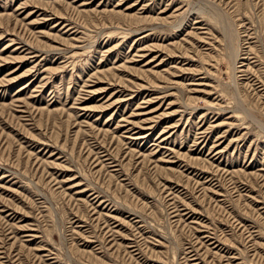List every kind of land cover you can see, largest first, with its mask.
<instances>
[{
  "label": "rangeland",
  "instance_id": "1",
  "mask_svg": "<svg viewBox=\"0 0 264 264\" xmlns=\"http://www.w3.org/2000/svg\"><path fill=\"white\" fill-rule=\"evenodd\" d=\"M0 264H264V0H0Z\"/></svg>",
  "mask_w": 264,
  "mask_h": 264
},
{
  "label": "bare ground",
  "instance_id": "2",
  "mask_svg": "<svg viewBox=\"0 0 264 264\" xmlns=\"http://www.w3.org/2000/svg\"><path fill=\"white\" fill-rule=\"evenodd\" d=\"M151 97V96H150ZM205 132V131H204ZM203 134V133H202Z\"/></svg>",
  "mask_w": 264,
  "mask_h": 264
}]
</instances>
